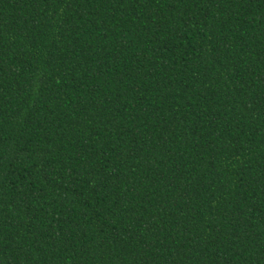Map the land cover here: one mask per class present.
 Returning a JSON list of instances; mask_svg holds the SVG:
<instances>
[{
  "label": "trees",
  "instance_id": "1",
  "mask_svg": "<svg viewBox=\"0 0 264 264\" xmlns=\"http://www.w3.org/2000/svg\"><path fill=\"white\" fill-rule=\"evenodd\" d=\"M0 264H264V0H0Z\"/></svg>",
  "mask_w": 264,
  "mask_h": 264
}]
</instances>
